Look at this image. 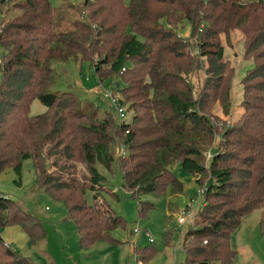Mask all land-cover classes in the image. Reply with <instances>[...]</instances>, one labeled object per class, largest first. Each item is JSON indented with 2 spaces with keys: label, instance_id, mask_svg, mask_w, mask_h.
<instances>
[{
  "label": "trees",
  "instance_id": "1",
  "mask_svg": "<svg viewBox=\"0 0 264 264\" xmlns=\"http://www.w3.org/2000/svg\"><path fill=\"white\" fill-rule=\"evenodd\" d=\"M2 4L20 12L0 22V175L13 168L20 182L23 161L31 158L35 185L66 205L86 247L116 241L113 230L127 222L88 201L87 190L97 201L106 180L98 162L119 169L128 194L139 199L182 191L183 181L169 167L181 160L200 183L209 176L203 205L183 237L181 264H231L232 233L255 209H261L264 236V0H84L76 9L87 18L72 20L71 27H63L51 0H0V12ZM186 20L189 36L179 32ZM234 29L243 32V55L254 64L242 77L244 113L223 131L207 164L204 152L220 132L214 105H230L234 68L222 34L228 38ZM70 59L95 61L99 79L113 81L132 117L120 119L69 90H49L53 62ZM201 68L206 77L196 92L190 77ZM37 97L47 109L31 114ZM119 142L126 155L116 154ZM52 155L57 158L50 162ZM80 161L87 180L77 176ZM154 207L139 200V216ZM8 225H20L33 243L47 234L39 216L0 191V227ZM136 250L145 264L156 249ZM0 264L37 263L0 236Z\"/></svg>",
  "mask_w": 264,
  "mask_h": 264
},
{
  "label": "rangeland",
  "instance_id": "2",
  "mask_svg": "<svg viewBox=\"0 0 264 264\" xmlns=\"http://www.w3.org/2000/svg\"><path fill=\"white\" fill-rule=\"evenodd\" d=\"M51 1L56 10L64 17L61 22L63 27H71L69 26L70 22L76 18L86 20L85 10L76 9V7L83 8L84 0ZM125 1L129 2L130 0ZM2 6L0 22L2 18L20 12L11 6L3 4ZM179 32L184 36L190 35L191 24L188 20L179 27ZM222 42L225 47V57L234 68V73L231 77L229 108L224 110L220 102H216L213 108V117L219 125L220 132L216 135L214 144L208 149L206 148L204 152L207 164L211 160L208 157V151L213 152L218 149L220 140L224 137L223 131L231 128L244 113L242 77L246 69L253 66V61H249L243 55L244 34L242 31L234 29L228 38L222 34ZM2 51L0 48V58ZM202 60L205 62L204 57ZM94 62L90 60L80 62L75 59L54 61L56 73L49 90H69L81 100L95 102L102 110L111 109V101L105 96V89L111 88L113 81L101 82L94 68ZM205 77L206 73L202 68L191 74L190 80L194 84L196 92L201 89ZM115 91L122 96L120 91L116 89ZM46 109L47 106L37 97L31 103L30 113L38 114ZM127 112V117L131 118L133 111L129 108ZM115 152L117 155H126L128 153L126 144L119 142ZM56 158L57 156L52 155L49 160L52 162ZM77 166V176L89 179L90 172L87 164L80 161ZM97 167L106 176V180L101 186L97 201L93 189L89 188L86 195L90 203H97L104 209H112L116 214L126 219L125 225H119L113 230L116 241L102 240L82 247L76 223L68 217L66 205L43 188L35 185L36 171L32 159L27 158L23 161L20 182L17 181L19 175L13 168L7 169L0 175V191L39 216L46 226L47 234L45 238L33 243L20 225L0 227V236L6 240V244L21 254L31 257L37 264H137V260L144 263L136 248L149 244L156 250L145 264L183 263L186 258L183 237L203 205L204 194L201 193V189L208 183L209 176L205 177L202 184L197 180L195 174L183 167L181 160H176L169 167L183 181L184 189L173 193L168 188L161 193L143 194L137 199L128 194L119 169L111 171L102 162H98ZM51 168L58 169L56 166H51ZM146 199L154 202L155 207L145 216L140 217L138 201ZM187 208H190L188 212H192V216L189 217L187 223L180 224L178 218ZM260 219L261 209H255L243 218L242 223L232 233L231 245L236 250V255L231 264H264V236L260 227ZM137 228H140V231H137ZM150 234L154 236L153 243L150 241Z\"/></svg>",
  "mask_w": 264,
  "mask_h": 264
},
{
  "label": "built area",
  "instance_id": "3",
  "mask_svg": "<svg viewBox=\"0 0 264 264\" xmlns=\"http://www.w3.org/2000/svg\"><path fill=\"white\" fill-rule=\"evenodd\" d=\"M1 15V14H0ZM0 32H1V25H0ZM105 96L108 97L111 101V109L116 112L119 116L120 119H124L127 118L128 112H127V108L125 105H123L121 103L120 100V95L118 94L117 91H115V88H107L105 89ZM124 152V151H122ZM208 157L209 159H212L214 154H215V150L213 152L208 151ZM207 189V185L205 184L202 189H201V193H204L205 190ZM190 208L185 209L179 216L178 220L180 224H185L187 223L189 217L192 215V212H188ZM137 231H140V228L136 229ZM150 241H154V236L152 234H150ZM137 260V257H135ZM137 264H143L142 261L137 260Z\"/></svg>",
  "mask_w": 264,
  "mask_h": 264
},
{
  "label": "crops",
  "instance_id": "4",
  "mask_svg": "<svg viewBox=\"0 0 264 264\" xmlns=\"http://www.w3.org/2000/svg\"><path fill=\"white\" fill-rule=\"evenodd\" d=\"M249 61H253L252 59H249ZM254 64V61L252 62V65ZM251 66V63L249 64ZM250 68V67H249ZM248 69V68H247ZM6 241V240H5ZM98 242V241H97Z\"/></svg>",
  "mask_w": 264,
  "mask_h": 264
}]
</instances>
